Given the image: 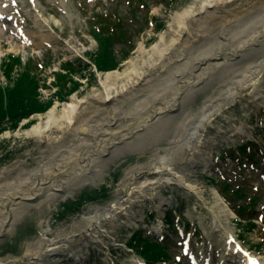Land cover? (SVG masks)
I'll return each mask as SVG.
<instances>
[{
    "label": "rangeland",
    "instance_id": "1",
    "mask_svg": "<svg viewBox=\"0 0 264 264\" xmlns=\"http://www.w3.org/2000/svg\"><path fill=\"white\" fill-rule=\"evenodd\" d=\"M17 1V8L13 11L14 16L18 18V21L23 26L22 37L13 30L11 31V28L16 29L14 25L5 22L0 24V62L6 53H20L23 60L29 62L28 67H25L24 71L30 72L35 77L36 73L39 78L37 80L39 85L45 80L47 87H38L37 91L41 100H47V97L55 90L50 82L53 81V71L58 70V65L66 60L77 63L81 56L90 57V52L98 48V39L96 38L95 40L89 32V28L93 24L100 25L103 38L109 40V50H113L119 60H121V47L127 48L129 41L124 39L122 44L117 41L114 42L112 40L113 31L115 30L114 36L117 38V28L123 24L127 29L128 39L135 41V47L130 49L129 56L124 60L122 59L118 64L119 68H121L125 60L136 53L139 41H142L143 45L148 47L158 38L161 31L168 28L167 21L174 10L198 0H176L173 2L170 0H133L132 3H130V0ZM143 3L148 6L145 15H143L145 13ZM34 10L41 13V19H43L45 26H37L32 15ZM96 12L103 13L104 18L98 16L99 21H96ZM133 14L136 15L135 18ZM146 15L149 20L148 24L143 21ZM243 17L240 18L242 19ZM152 18L153 20L150 21ZM157 23L162 25L161 30L156 28ZM140 26L144 28V31L138 35L137 30ZM217 27L218 25L215 24L213 28ZM167 34H170V32ZM217 34V31L213 32V35L216 36ZM68 45H71L74 49L71 50L72 52L67 51ZM262 55L259 52L256 53L258 57H262ZM242 60L246 61L247 58ZM86 61L88 62V60ZM258 61L259 58H257ZM170 67L171 65L166 69L156 71L153 78H150L145 83L150 81L153 88L161 87L160 84L171 76ZM88 70L92 71L93 67L91 66ZM88 70L83 72L86 76L80 77L83 85L78 91L79 98L88 95L93 90H101L98 80H90L92 76L89 75ZM243 74V72L239 71L237 75L241 76ZM210 76L211 74L208 75V77ZM233 76L235 75L231 74V71L223 73L219 68L213 70L212 77L209 78L204 89L196 92L190 99L183 102L181 105L183 106V112L189 109L190 113H194L192 119H195L196 110L198 111L200 105L210 101V98L220 99L223 91L229 87L241 88L240 85L242 83H232ZM3 82H7V80L0 69V83ZM253 101L254 98L250 96H247L244 101L239 99L238 96L233 108L231 110L229 108L230 111L227 114L229 119L226 116L220 118L221 126L226 129L231 128L232 120H236L235 124L239 123L240 120L249 124L248 140L253 141L251 147V151L254 153L253 160H247L241 155V152L230 149L233 145L226 141L222 130L217 127L220 125L218 121L208 128V132L213 136L211 144H204L200 147L203 149L202 152L205 153L201 162L189 161L187 163L183 159L176 161L183 168L188 165V169H186L187 177L201 187L203 192V203L201 206L195 205V198L185 194L176 185L154 187L153 184H142L139 180L136 182V175L141 178L143 175L139 171L136 173L137 170H134L133 167L140 163L152 164V161L155 160L153 157L157 154V151L164 152L163 147L174 146L175 148L177 146L181 150L176 157L185 155L186 151L183 147L190 140L188 129L187 126L177 125L174 122L172 126L166 127L169 133L166 136L164 135L163 139L161 138L152 143V138L148 140L151 135L146 137L143 143H147V146L151 147L147 150L134 154H120L117 152L103 154L101 159L105 160L102 163V168L97 170L89 180V182L94 184H89L83 188H79V184H76L75 187L72 186V190H76L74 198L78 199V196L85 189H100L103 184L106 185V189L100 190L101 194L97 200L90 202L91 199H84L82 208L76 212L77 214L74 213L68 215L65 219H60L58 213L61 209V204L53 206L54 199L45 200L40 204L33 202L19 219L8 227L9 230L0 235V263L13 264L12 262L23 259L26 253H29V249H32L41 240L48 241V239H52L50 241L54 242V239H59L58 234L73 232L77 227L78 229L84 228L81 232H86L89 236L88 239L85 237V239L77 242L76 248L80 249L81 258L76 260L70 252H65L58 256L59 261L57 264H109L111 261L115 264H131L133 253L124 246L130 237V231L133 230H141L143 236H148L167 245L169 254L167 262H158L157 264H176L175 261H179L180 264H192L188 257L183 256L181 253L183 229L186 230L185 235L191 236V249L196 254L197 260L201 262L203 256L212 257V262L216 264L219 261L218 237L225 226L233 228L234 231L239 233L240 238L244 239L243 242L250 246L252 251L255 252L256 250L264 258V107L258 109L253 107ZM54 102L57 103L56 101ZM132 102L133 98L125 100L121 104L120 111L125 112ZM60 104L58 103L59 107ZM87 104L91 106L90 99ZM94 115L91 118V124H95V120L100 119L99 113ZM28 122L26 121L18 125L16 129H13L8 118L2 120L3 125L0 128L9 130L0 134V166L10 170L0 173V180L3 176L10 175L16 181H19V172L23 173L30 169L38 168L40 164L55 157V155L51 154L48 158L46 151L43 149L44 143L37 145L32 136H26L24 131L30 126ZM195 122L196 120H191L189 128L194 126ZM173 130L176 132L173 133ZM17 131L20 132L19 135L15 134ZM152 131L154 134L155 129L152 128ZM179 132L181 134L178 137L172 136V133L178 134ZM50 133L51 136H55L62 132L55 129L53 132L50 131ZM73 135V132L70 131L62 138L65 140L73 139ZM58 141L60 140L58 139ZM120 144L122 143L119 142L118 145ZM197 153L200 156L201 152L199 149ZM239 155L243 158L240 165L236 164L234 159L235 156ZM151 166L154 165L152 164ZM129 171V178H133V180L129 179L128 181L129 187L137 186L141 194L147 195L145 196L148 197V200L137 202L139 205L134 207L132 214L131 211L128 212L131 219L127 213L115 215L112 218L114 222H107V227L111 225V228L107 230L105 226H100L99 221L104 219L106 222L105 217H109V215L104 212L106 210L105 207L121 199V183L128 176ZM142 172L144 173L146 170ZM240 174L243 176H239ZM115 175L116 180L114 179ZM209 177L221 180L219 181V186L225 188L227 198L228 200L230 199V202H228L230 208L239 209L240 205L245 204L249 206V208L246 206L241 210V215L244 216V223L248 221L249 217L255 221L256 224L252 229L246 230L247 227L243 226V224H237L238 215L236 212H231L234 209L228 212L219 206L211 192L214 187L209 182ZM79 179L81 180L82 178ZM79 179L75 182L79 181ZM244 187L247 191V196L241 198L240 192L243 191ZM162 195H171V204L173 201L175 205L172 206L173 209L168 207L166 210L156 213L149 206L157 201L156 197ZM250 195L257 197L255 207V203L247 204ZM71 199L77 200L73 198L68 200ZM78 202H81V198H79ZM49 206L56 208L50 211ZM165 213L169 214L170 222L168 224L164 220ZM91 214H97V217L91 219ZM134 220H138L141 226L138 228L129 226V223ZM176 222L180 224V230L177 229V232H175ZM243 229H245V232ZM154 230H156V234H153ZM228 259L232 260L231 258Z\"/></svg>",
    "mask_w": 264,
    "mask_h": 264
},
{
    "label": "bare ground",
    "instance_id": "2",
    "mask_svg": "<svg viewBox=\"0 0 264 264\" xmlns=\"http://www.w3.org/2000/svg\"><path fill=\"white\" fill-rule=\"evenodd\" d=\"M32 15L37 26H45L40 12L34 10ZM242 16L244 17L241 19ZM167 23L168 28L161 31L158 38L148 47L139 41L136 53L125 60L121 68L100 73L101 90H93L82 98L72 97L67 103H61L60 107L58 103H54L45 112L36 114L37 120L24 133L34 137L36 144L44 143L43 149L48 158L51 154L55 157L40 164L38 168L19 172V181L10 175L1 178L0 235L6 233L8 227L12 226L33 202L40 204L45 200L54 199L55 206L68 197L72 186L79 184L78 186L83 188L85 184L93 185L94 183L88 181L102 168L105 160L101 159L103 154H134L147 150L151 147L143 143L146 137L151 135L148 140L152 138V143L163 139L164 135L169 133L166 127L172 126L174 122L187 126L190 140L183 147L185 155L176 157L181 149L177 146H165L164 152L157 151L153 157L154 166L140 163L133 168L140 172L146 170L139 180L142 184L149 183L154 187L176 185L187 195L195 197V205H202L201 187L187 177L188 165L183 168L176 161L183 159L187 163L201 162L205 153L200 147L211 144L213 136L208 132V128L215 122H220L217 127L222 130L226 141H238L249 136L247 122L240 120L235 124L236 120H232L231 128L226 129L221 126L220 118L227 117L238 96L243 101L250 96L254 98L253 107H264V0H198L174 10ZM215 24L218 27L214 29ZM215 31L218 32L216 36L213 35ZM168 32L170 34H167ZM68 48L74 50L71 45H68ZM257 52L263 54L262 57L256 56ZM245 58L246 61L242 60ZM169 65L171 76L160 84L161 87L153 88L150 81L145 83L153 78L156 71L166 69ZM217 68L223 73L231 71V74L235 75L232 77V83H242L241 88L229 87L223 91L220 99L210 98V101L196 110V117L192 119L194 113H190L189 109L183 112L181 105L193 94L204 89L212 77V71ZM239 71L244 74L237 75ZM128 98H133V102L125 112H121V104ZM89 99L91 106L87 104ZM97 113L100 114V119L91 124V118ZM191 120L196 122L189 128ZM152 128L155 129L154 134ZM55 129L62 133L51 136L50 131ZM70 131L73 132L74 138L63 139L62 137ZM175 132L173 130V133ZM19 133L16 132L17 135ZM173 133V137L181 134ZM119 142L122 144L118 145ZM8 170L10 169L0 167V173ZM129 175L130 171L122 184L128 188L125 196L105 207L104 212L109 217H105L106 222L104 219L99 221L100 226H105L107 230L111 228V225L107 227V222H114L112 218L115 215L127 213L131 219L128 212L131 211L132 214L134 207L139 205L137 202L148 200L147 195L141 194L137 186L129 187V179L133 180ZM78 179L79 181L75 182ZM135 187L137 188L134 189ZM211 192L219 206L230 212L222 204L221 197L213 189ZM170 203V198L160 196L157 203L151 206L153 209H163L164 204ZM96 217L97 214L90 215L91 219ZM138 225L137 220L129 223L131 227ZM77 229L78 227L73 232L58 234L59 239H54V242L50 241L52 239L41 240L29 249L23 259L12 263L57 264L58 256L65 252H70L74 258H80V249L76 248L77 242L85 237L88 239L89 236L86 232H81L84 228L78 229L79 232ZM235 235L233 228H222L218 237L219 259H228L229 255H232L229 250L232 247L239 251L234 252L236 257L232 255V262L248 264L250 257L247 258L241 252L244 247L231 241ZM259 259H253V264H264V258ZM203 260L210 261L205 258ZM133 261L138 263L134 255Z\"/></svg>",
    "mask_w": 264,
    "mask_h": 264
},
{
    "label": "trees",
    "instance_id": "3",
    "mask_svg": "<svg viewBox=\"0 0 264 264\" xmlns=\"http://www.w3.org/2000/svg\"><path fill=\"white\" fill-rule=\"evenodd\" d=\"M92 32L99 42V50L94 57L97 67L102 70L114 68L118 61L112 51L109 50V43L106 44V40L100 37L96 31L92 30ZM119 32L121 40H124L126 30L120 26ZM8 58V61L2 63L7 82L5 85L0 84V126L3 125L2 120L8 118L9 123L15 127L22 117H26L32 112L44 111L51 104L52 97L47 100L39 99V93L36 89L38 86L37 78L30 72L24 71V68L28 67V63L21 64L18 56L8 55ZM14 65H18V68L17 73L12 76L10 72L14 69ZM62 67L65 68L66 72H59L56 76L58 86L56 96L59 99L65 98L80 85V82L73 78L74 74L79 73L78 70L67 62L63 63ZM91 76L94 78L93 75ZM94 192L88 193L83 198L93 197ZM142 249L147 258H154L162 250L159 244L150 242L143 244Z\"/></svg>",
    "mask_w": 264,
    "mask_h": 264
}]
</instances>
